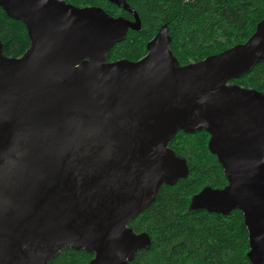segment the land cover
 <instances>
[{
  "label": "water",
  "instance_id": "1",
  "mask_svg": "<svg viewBox=\"0 0 264 264\" xmlns=\"http://www.w3.org/2000/svg\"><path fill=\"white\" fill-rule=\"evenodd\" d=\"M65 0H0L28 30L22 58L0 43V264H48L64 250L130 264L152 248L128 223L163 185L189 176L171 141L205 131L228 186L192 210L243 212L252 264H264V94L230 84L264 61V19L244 44L181 66L163 27L137 62H107L139 14Z\"/></svg>",
  "mask_w": 264,
  "mask_h": 264
},
{
  "label": "trees",
  "instance_id": "2",
  "mask_svg": "<svg viewBox=\"0 0 264 264\" xmlns=\"http://www.w3.org/2000/svg\"><path fill=\"white\" fill-rule=\"evenodd\" d=\"M79 8L100 7L113 17H134L109 0H65ZM141 19L140 31L130 30L116 44L107 62H137L148 43L163 27L172 41L170 49L181 66L203 61L246 43L264 19V0H126ZM0 43L3 55L22 58L31 46L25 24L10 19L0 6ZM264 94V61L252 73L230 82ZM205 131H180L170 148L186 159L189 176L174 186L163 185L155 202L128 223L136 234L147 233L149 251H140L130 264H252L249 232L243 212L228 217L192 210L193 198L206 188L224 189L228 180L218 158L209 150ZM85 250L62 251L48 264H91Z\"/></svg>",
  "mask_w": 264,
  "mask_h": 264
},
{
  "label": "flooded vegetation",
  "instance_id": "3",
  "mask_svg": "<svg viewBox=\"0 0 264 264\" xmlns=\"http://www.w3.org/2000/svg\"><path fill=\"white\" fill-rule=\"evenodd\" d=\"M210 139H211V137H210ZM210 142V141H209Z\"/></svg>",
  "mask_w": 264,
  "mask_h": 264
}]
</instances>
